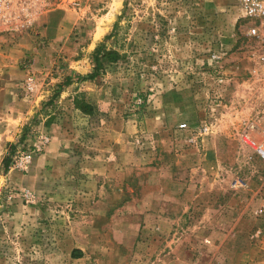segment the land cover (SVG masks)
Listing matches in <instances>:
<instances>
[{
    "label": "rangeland",
    "instance_id": "obj_1",
    "mask_svg": "<svg viewBox=\"0 0 264 264\" xmlns=\"http://www.w3.org/2000/svg\"><path fill=\"white\" fill-rule=\"evenodd\" d=\"M28 9L0 27V264H264V164L239 141L264 134V77L237 0ZM99 45L120 59L77 84Z\"/></svg>",
    "mask_w": 264,
    "mask_h": 264
},
{
    "label": "built area",
    "instance_id": "obj_2",
    "mask_svg": "<svg viewBox=\"0 0 264 264\" xmlns=\"http://www.w3.org/2000/svg\"><path fill=\"white\" fill-rule=\"evenodd\" d=\"M38 0H0V27H5L9 22L16 23L19 27L27 29L34 26V11L28 8L36 6ZM240 18L244 20V37L253 41L256 46L255 63L258 65L261 75L264 77V0H237ZM26 93L30 94L36 89V80L28 76L24 82ZM240 143L250 149L254 155L264 164V134L255 136L253 133H243L239 138ZM49 138L41 135L39 148L36 152L43 150L48 144ZM28 152L16 158L15 166L22 171H27L31 164L32 155Z\"/></svg>",
    "mask_w": 264,
    "mask_h": 264
},
{
    "label": "trees",
    "instance_id": "obj_3",
    "mask_svg": "<svg viewBox=\"0 0 264 264\" xmlns=\"http://www.w3.org/2000/svg\"><path fill=\"white\" fill-rule=\"evenodd\" d=\"M120 59V54L113 50H106L104 46L99 45L95 48L91 55V72L84 76L76 74V83L92 82L94 81L103 71L105 63H115ZM73 72H71L72 75ZM74 74V73H73ZM71 81L70 76H66L63 81V85H69ZM74 106L84 115H90L92 113V107L82 98L81 100L76 98L74 100Z\"/></svg>",
    "mask_w": 264,
    "mask_h": 264
}]
</instances>
